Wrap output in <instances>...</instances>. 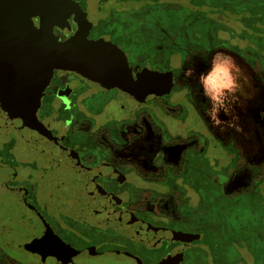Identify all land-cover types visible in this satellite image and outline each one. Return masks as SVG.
<instances>
[{
	"label": "flooded vegetation",
	"instance_id": "af4514ba",
	"mask_svg": "<svg viewBox=\"0 0 264 264\" xmlns=\"http://www.w3.org/2000/svg\"><path fill=\"white\" fill-rule=\"evenodd\" d=\"M75 1L87 39L164 75L41 80L0 59V261L264 264V158L207 120L184 71L225 47L264 81V51L222 34L254 30L264 0Z\"/></svg>",
	"mask_w": 264,
	"mask_h": 264
},
{
	"label": "water",
	"instance_id": "95a60500",
	"mask_svg": "<svg viewBox=\"0 0 264 264\" xmlns=\"http://www.w3.org/2000/svg\"><path fill=\"white\" fill-rule=\"evenodd\" d=\"M86 15L75 0H0V59L6 65L39 79L58 67L86 77L118 76L144 80L143 74L163 76L132 66L126 53L110 43L85 37Z\"/></svg>",
	"mask_w": 264,
	"mask_h": 264
},
{
	"label": "rangeland",
	"instance_id": "374dc122",
	"mask_svg": "<svg viewBox=\"0 0 264 264\" xmlns=\"http://www.w3.org/2000/svg\"><path fill=\"white\" fill-rule=\"evenodd\" d=\"M199 3V2H198ZM195 9H206L204 6L192 7ZM260 8V7H259ZM236 25V32H223L224 37L232 35L234 40L231 41L233 47L254 45L259 46L254 41L252 42V33L249 29V34L243 29L244 25L240 22L234 23ZM255 28L264 27L259 25V23L253 24ZM254 28V29H255ZM251 37H247L249 36ZM260 38L259 43L263 45L261 38V33L257 36ZM264 37V33H263ZM261 47V46H260ZM259 47V48H260ZM261 52L263 48L261 47ZM216 57V63L221 66L231 67L229 58L235 61L242 70L241 84L243 85L242 93H237L240 100L232 105L231 114L226 115L229 111L230 105H225V98L221 97L220 100V110H219V120H217V109L213 104H210L208 100L202 94V86L199 84V76L201 73H207L211 67L212 57ZM264 61V60H262ZM185 74L191 77L190 81L196 84L197 88L200 89L199 93V104L204 108V114L207 120L218 129L220 134L225 137L235 136L238 141L243 143L245 147V156L253 154L257 160H262L264 158V81L261 79L260 72L252 66H248V63L238 54L226 49L225 47H218L213 49L209 53H197L190 56L187 60ZM210 74V73H209ZM220 79H225L223 73L218 74ZM234 75H238L234 70ZM220 121L228 122L232 121L233 126H228L227 123L223 124L224 130H221L220 126L215 124ZM241 238V237H240ZM242 239V238H241ZM10 262V261H9ZM0 264H7L6 262L0 261ZM238 264H249L247 261H241Z\"/></svg>",
	"mask_w": 264,
	"mask_h": 264
},
{
	"label": "clouds",
	"instance_id": "9594fccd",
	"mask_svg": "<svg viewBox=\"0 0 264 264\" xmlns=\"http://www.w3.org/2000/svg\"><path fill=\"white\" fill-rule=\"evenodd\" d=\"M216 57L213 56L211 60V67L207 71V73H201L199 76V84L202 86V94L208 100L210 104H213L217 109V120H219V110H220V100L221 97L225 98V105H230L229 111L226 115L231 114L232 105L240 100L239 95L237 93H242L243 85L241 84L242 78V70L235 61L229 58V62L232 65L221 66L217 64ZM235 72L238 75H234ZM210 73V74H209ZM223 73L225 75V79L221 80L219 75ZM227 123L228 126H233L232 121L223 122L215 124L216 126H220L223 131V124Z\"/></svg>",
	"mask_w": 264,
	"mask_h": 264
},
{
	"label": "trees",
	"instance_id": "16d2710c",
	"mask_svg": "<svg viewBox=\"0 0 264 264\" xmlns=\"http://www.w3.org/2000/svg\"><path fill=\"white\" fill-rule=\"evenodd\" d=\"M195 2L198 3V1H195ZM262 9L263 8L255 7L254 8V16L253 17H254V24L255 23H259V25L264 26V11ZM247 33L249 34V32H247ZM260 33H261V36H262L261 38H264L263 37V33H264V29L263 28L257 27V28L254 29V33H252V39H253L252 42L254 41V43L259 45L258 47L261 46L263 48V50H264V41H262L263 45H261L259 43L260 38L257 37ZM249 37H250V35H249ZM250 39H251V37H250Z\"/></svg>",
	"mask_w": 264,
	"mask_h": 264
}]
</instances>
